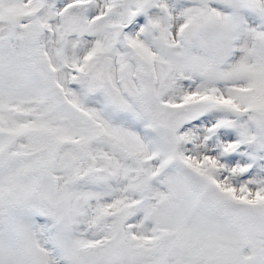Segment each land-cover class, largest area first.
I'll use <instances>...</instances> for the list:
<instances>
[{"label":"snow or ice","instance_id":"1","mask_svg":"<svg viewBox=\"0 0 264 264\" xmlns=\"http://www.w3.org/2000/svg\"><path fill=\"white\" fill-rule=\"evenodd\" d=\"M0 264H264V0H0Z\"/></svg>","mask_w":264,"mask_h":264}]
</instances>
